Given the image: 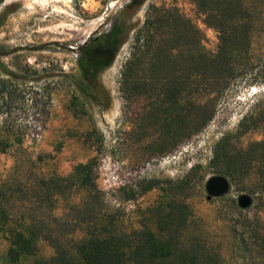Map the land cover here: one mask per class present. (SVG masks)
Masks as SVG:
<instances>
[{
  "label": "rangeland",
  "instance_id": "1",
  "mask_svg": "<svg viewBox=\"0 0 264 264\" xmlns=\"http://www.w3.org/2000/svg\"><path fill=\"white\" fill-rule=\"evenodd\" d=\"M33 1L31 6L28 0L0 3V142L7 144L4 150L0 145V187L10 193L26 186L24 193L30 194L41 177L65 176L77 163L92 160L98 187L111 207L120 211L125 228L131 229L145 220L155 227L148 213L163 192L146 190L149 181L169 187L189 174L194 228L224 249L228 264H264L263 253L241 249L231 234L233 227L238 232L243 229L245 215L264 222V187L256 170L235 180L223 174L231 189L221 197L207 199L205 189L206 179L220 174L210 160L221 137L227 135L242 148L264 139V84H231L209 124L163 153L159 128L147 113L150 99L127 98L121 91L123 65L150 5L177 7L202 30L205 48H217V31L205 24L195 2L145 0L132 12L126 8L132 0ZM116 22L127 26V36L92 89L82 92L80 48ZM252 112L257 114L256 122L244 131L241 120ZM243 193L253 198L247 208L238 204ZM17 196L13 200L17 219L26 207L38 206L34 197L30 202L24 195V199ZM52 204L46 198L41 205L47 213ZM45 212L37 209L38 214ZM52 254L54 249L40 240L38 255ZM0 264H32V258L11 252L2 228Z\"/></svg>",
  "mask_w": 264,
  "mask_h": 264
},
{
  "label": "trees",
  "instance_id": "2",
  "mask_svg": "<svg viewBox=\"0 0 264 264\" xmlns=\"http://www.w3.org/2000/svg\"><path fill=\"white\" fill-rule=\"evenodd\" d=\"M144 1L132 0L126 8L133 12ZM193 1L204 14L205 24L217 31L214 51L205 48L202 30L177 7L150 5L121 72L125 97L150 99L147 113L159 128L161 153L204 129L231 84H264V0ZM127 31L125 24L116 22L81 46L79 90L92 89ZM256 118L254 112L244 116L240 128L247 131ZM0 145L1 150L7 147ZM210 163L217 173L233 180L255 169L264 187V139L242 148L223 136L214 144ZM188 176L169 187L149 181L146 190L163 192L148 213L155 227L145 220L126 229L120 211L111 207L97 185L93 161L79 162L68 175L41 177L30 194L24 193L26 186L19 193L0 187V228L6 232L11 252L32 258V264H228L224 249L194 228ZM22 194L30 202L34 197L38 206L26 207L17 219L13 200L17 195L22 199ZM46 198L53 202L47 213L41 205ZM40 208L43 215L37 213ZM242 226L240 232L233 227L231 233L241 249L254 248L264 254L262 219L245 215ZM40 240L47 241L54 254L38 255Z\"/></svg>",
  "mask_w": 264,
  "mask_h": 264
},
{
  "label": "water",
  "instance_id": "3",
  "mask_svg": "<svg viewBox=\"0 0 264 264\" xmlns=\"http://www.w3.org/2000/svg\"><path fill=\"white\" fill-rule=\"evenodd\" d=\"M205 189L207 191V199L221 197L230 191L231 183L227 176L223 174H215L206 179ZM252 202V196L247 193H243L238 197V204L241 208L249 207Z\"/></svg>",
  "mask_w": 264,
  "mask_h": 264
},
{
  "label": "bare ground",
  "instance_id": "4",
  "mask_svg": "<svg viewBox=\"0 0 264 264\" xmlns=\"http://www.w3.org/2000/svg\"><path fill=\"white\" fill-rule=\"evenodd\" d=\"M28 2H29V5L31 6V5H33V3H34L35 1H33V0H28Z\"/></svg>",
  "mask_w": 264,
  "mask_h": 264
}]
</instances>
